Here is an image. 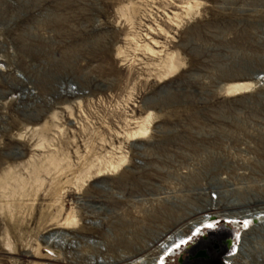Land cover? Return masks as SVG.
<instances>
[{
	"label": "rangeland",
	"instance_id": "1",
	"mask_svg": "<svg viewBox=\"0 0 264 264\" xmlns=\"http://www.w3.org/2000/svg\"><path fill=\"white\" fill-rule=\"evenodd\" d=\"M256 199L264 0H0V264H264Z\"/></svg>",
	"mask_w": 264,
	"mask_h": 264
},
{
	"label": "bare ground",
	"instance_id": "2",
	"mask_svg": "<svg viewBox=\"0 0 264 264\" xmlns=\"http://www.w3.org/2000/svg\"><path fill=\"white\" fill-rule=\"evenodd\" d=\"M149 35V34H148ZM146 48V47H145ZM151 51V50H150ZM154 51V50H153ZM152 52V51H151ZM154 53H156V52H154ZM170 60V59H169ZM248 85H249V83H239V84H235V85H233L232 87H233V89L235 88H237V89H241V87L243 88H245V86H247L248 87ZM242 90V89H241ZM242 202V201H241ZM251 203H254L256 206H259L261 209H263L264 208V200H262V199H256L255 201H253V202H251ZM229 205V204H228ZM235 205H240V207H242V204H236L235 203ZM251 205V204H250ZM233 205H231V206H225V209H224V211H226V214H227V212H228V210H230V208L232 207ZM237 206V207H238ZM210 209V208H209ZM226 209H228V210H226ZM236 209V208H235ZM234 209V210H235ZM245 209V208H244ZM243 209V210H244ZM233 210V211H234ZM241 210H242V208H241ZM250 210V209H249ZM233 211H232V213H233ZM263 211H264V209H263ZM243 212H247V208H246V211H243ZM258 212V211H257ZM230 213V212H229ZM235 213H238V212H236V210H235ZM259 213H261L262 215H260ZM222 214H225V213H222ZM234 214V213H233ZM249 214V213H248ZM247 214V215H248ZM259 214V215H258ZM204 215H206V213L204 214ZM234 215H236V214H234ZM251 215V214H250ZM72 215H70V217H71ZM207 216V215H206ZM205 216V217H206ZM216 216V215H215ZM225 217H228V216H225ZM242 217V216H241ZM250 218H251V216H249ZM257 217L259 218V219H262L263 221H264V213H262V212H258L257 213V215L256 216H254V219H257ZM230 218V217H229ZM245 218V217H244ZM72 218H70V220H71ZM201 219V218H200ZM227 219V218H226ZM67 221H68V217H67ZM203 221V220H202ZM216 221V220H215ZM230 221H239V218H235V216H231V218L230 219H228V222H230ZM261 221V220H260ZM195 222V221H194ZM201 222V221H200ZM208 223V222H207ZM249 223V222H248ZM203 224V223H202ZM255 224H257V223H255ZM247 225V224H246ZM260 225V224H259ZM263 225V224H262ZM198 226V225H197ZM264 226V225H263ZM204 227V226H203ZM251 227V226H250ZM193 228V227H192ZM198 228V227H197ZM201 228V227H200ZM252 228V227H251ZM254 228H256V227H254ZM196 231V230H195ZM193 232V231H192ZM244 234H246V233H244ZM244 234H243V237H242V242H244ZM181 236V235H180ZM186 236V235H185ZM180 238V237H179ZM174 239V238H173ZM190 240V239H189ZM179 241V240H178ZM170 242V241H169ZM183 242H185V241H183ZM183 242H182V244H183ZM174 244V246H175V243H173ZM177 244V243H176ZM179 244V243H178ZM177 244V245H178ZM243 244V243H242ZM240 245V251L241 250H243V248H245V247H243V245ZM169 246H171V243H170V245ZM245 246V245H244ZM172 247L173 246H171V249H172ZM177 247H179V246H177ZM166 248V247H165ZM168 250V249H167ZM170 251V250H169ZM239 251V252H240ZM243 251H245V250H243ZM247 251V250H246ZM245 251V252H246ZM172 252V251H171ZM242 252V251H241ZM262 253H264V252H262ZM246 254V253H245ZM249 254V253H248ZM247 254V255H248ZM262 255V254H261ZM166 257V256H165ZM238 257V256H237ZM244 257H246V255L244 256ZM236 258V257H235ZM164 261V260H163ZM227 263V262H226ZM235 263L236 264H248V263H246V261H243V262H241V263H238L237 261H235ZM102 264H104V261L102 262ZM156 264V263H155Z\"/></svg>",
	"mask_w": 264,
	"mask_h": 264
},
{
	"label": "flooded vegetation",
	"instance_id": "3",
	"mask_svg": "<svg viewBox=\"0 0 264 264\" xmlns=\"http://www.w3.org/2000/svg\"><path fill=\"white\" fill-rule=\"evenodd\" d=\"M230 222H232V223H234L235 225H237V224H240V221H230ZM203 225H205V224H203ZM242 237H243V233H241L240 235H239V241H238V245H237V249H236V252L235 253H233L232 255H230L229 257H228V260H229V263L230 264H236L235 263V257H237V255H238V252H239V247H240V242H241V239H242ZM233 242H231V240L229 241V244H230V246H231V244H232ZM236 243H237V240L235 241V245H236Z\"/></svg>",
	"mask_w": 264,
	"mask_h": 264
}]
</instances>
